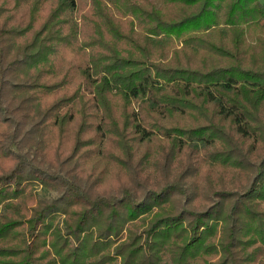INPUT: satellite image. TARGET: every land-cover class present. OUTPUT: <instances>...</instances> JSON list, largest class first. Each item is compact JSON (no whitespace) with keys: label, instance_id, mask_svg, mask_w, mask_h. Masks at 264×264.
<instances>
[{"label":"trees","instance_id":"16d2710c","mask_svg":"<svg viewBox=\"0 0 264 264\" xmlns=\"http://www.w3.org/2000/svg\"><path fill=\"white\" fill-rule=\"evenodd\" d=\"M262 19L261 0H0V264H264ZM192 112L158 126V180L133 143Z\"/></svg>","mask_w":264,"mask_h":264},{"label":"rangeland","instance_id":"374dc122","mask_svg":"<svg viewBox=\"0 0 264 264\" xmlns=\"http://www.w3.org/2000/svg\"><path fill=\"white\" fill-rule=\"evenodd\" d=\"M84 1L88 3V0H84ZM261 2L264 8V0H261ZM260 22L263 23L264 22L263 19ZM263 34H264V31H263ZM212 36L214 37V34H212ZM248 40L252 41L250 36ZM210 57L212 58V56ZM196 100L197 99L195 98V101ZM195 114L194 112H192V114L187 117L186 116L182 117V116H179L178 114H173L169 118H166V119H157V124L154 123L155 125H153V129L155 130V133L143 139L142 141L139 139L134 141L133 145L138 151H143L144 149L149 148V156L153 157L152 161H154L155 166L157 164V167H156L157 169L154 170L153 173H154V176L158 180H163L165 178L167 171L164 168V164L168 163L167 159H165L164 156H160V153H159V149L161 147L159 142H162L163 145L165 144L168 146V139L163 137V128L162 127L159 128L158 126L167 125L171 122H174L176 119H179V118H181V121L183 122L188 120L187 126H190L192 125L193 120H195ZM187 142H188L187 144H197L198 147L202 145L201 140L191 139V140H188ZM14 150H16V148H14ZM161 160H162V165L159 166V162ZM10 164H12V161H10V159H7L5 157H0V169L7 168L10 166ZM169 168H170V164L167 165L168 170ZM120 175L122 174L120 173L118 175L116 174V172H114L113 174H108V177L106 179L107 181L103 186V188L106 189L105 192H108V195L115 193V189L118 186V184L125 182L126 179L123 177V175L122 176ZM36 193L39 198H43V199L53 198L57 195V191H55L54 189L42 187V186L36 187ZM263 205H264V201L260 203V206H263Z\"/></svg>","mask_w":264,"mask_h":264}]
</instances>
